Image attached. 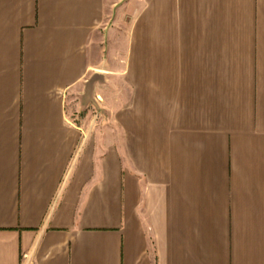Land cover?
Here are the masks:
<instances>
[{
  "label": "crops",
  "instance_id": "0c3cea01",
  "mask_svg": "<svg viewBox=\"0 0 264 264\" xmlns=\"http://www.w3.org/2000/svg\"><path fill=\"white\" fill-rule=\"evenodd\" d=\"M0 264H264V0H0Z\"/></svg>",
  "mask_w": 264,
  "mask_h": 264
},
{
  "label": "rangeland",
  "instance_id": "374dc122",
  "mask_svg": "<svg viewBox=\"0 0 264 264\" xmlns=\"http://www.w3.org/2000/svg\"><path fill=\"white\" fill-rule=\"evenodd\" d=\"M143 18V17H142ZM143 21V19H141ZM141 21V22H142ZM157 20L154 18L153 19V33H159V25L156 24ZM138 32L139 33H143V25L141 24L140 26H138L137 28ZM123 46L119 43L116 44V49H122ZM88 91H85V95L86 94H89L87 93ZM87 96H83L82 93L78 94L76 96V101L78 102V107H77V114L78 115H81V118L85 121V120H88V121H91V120H95L97 119L98 115H100L101 113H103V107L96 104V102H94V105H90L88 107H84V99H86ZM83 101V102H82ZM94 125L97 124L96 123H93Z\"/></svg>",
  "mask_w": 264,
  "mask_h": 264
}]
</instances>
